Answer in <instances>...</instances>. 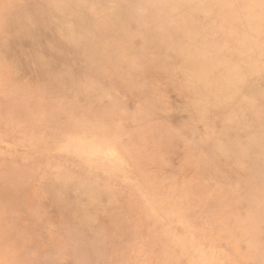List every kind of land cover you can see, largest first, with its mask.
Listing matches in <instances>:
<instances>
[{
  "label": "rangeland",
  "instance_id": "374dc122",
  "mask_svg": "<svg viewBox=\"0 0 264 264\" xmlns=\"http://www.w3.org/2000/svg\"><path fill=\"white\" fill-rule=\"evenodd\" d=\"M75 1L89 9L87 0ZM109 2L104 6L112 11ZM122 2L128 18L117 24L103 7L86 21L78 7L69 6L72 0H0V264H264L263 121L248 124L251 134H261H254L258 152L250 159L253 145H231L215 157L209 146L202 157L190 153L189 144L196 142L186 135L190 115L183 118L186 127L176 121L189 105L152 104L147 95L160 91L161 100L173 92L174 73L182 72L191 98L189 74L205 59L197 51L204 34L190 36L198 43L194 47L178 21L194 3L184 0L176 13L177 0H160L153 21L141 23L139 17L152 8ZM213 9L206 10L210 19L230 17ZM30 17L43 19L33 27ZM211 29L221 36L226 30L220 24ZM22 33L40 34L44 47L30 51V38L22 41ZM230 35L206 46L211 43L214 57L227 65L243 56L232 45L245 43L237 32ZM117 39L130 45L129 55L141 56L130 58L132 67L124 73L119 65L117 71L109 68L115 57L109 41ZM260 46L252 63L262 72L247 85L264 84V38ZM226 47L232 51L222 52ZM29 52L38 60L54 52L56 63L71 71L57 72V64L41 71L28 66ZM186 56L187 65L175 64ZM166 66L175 72L165 73ZM197 118L211 137L207 109ZM244 189L247 206L238 195Z\"/></svg>",
  "mask_w": 264,
  "mask_h": 264
},
{
  "label": "bare ground",
  "instance_id": "6f19581e",
  "mask_svg": "<svg viewBox=\"0 0 264 264\" xmlns=\"http://www.w3.org/2000/svg\"><path fill=\"white\" fill-rule=\"evenodd\" d=\"M77 1H79V0H77ZM87 1H88L87 5H89L88 10H82L81 8L79 9L77 4H79L80 1H79V3H76L75 0L74 1L72 0V4L69 5L73 8L78 7V10L76 9L77 14L79 15V13H80L84 17H87L86 21H89V20H92L93 18H95L94 14L96 13V11L98 10L99 7L105 8L109 12V13H107V12H105V13L109 16V18L113 19L117 24L124 23L126 21V19L128 18L126 14L122 13L123 12L122 5L124 4L122 2L123 0L122 1L109 0L110 2L108 0H87ZM164 1L166 2V0H162V2H164ZM183 1L184 0H177L176 6L172 7V12L176 10L175 12L177 13V10H179L178 5ZM191 1H193V3H194L193 11H190V12L189 11L188 12L183 11L182 13L180 12L179 16H181V17H179L180 20L178 21V23L183 25L182 31L184 32L185 35L188 36V40L191 42V45H193L194 47H198V43H196L194 41V39L191 38L190 36L192 34H195V33H200L201 35L204 34L203 37H200V39H199L201 48H200V50L198 48L197 51L200 52V56L203 55V57H205L204 61L203 62L201 61L198 65L199 71H192L189 74L190 75L189 78H192V82H194L193 90L190 93L191 98L187 99V94H185L186 87H183V84L185 83V81L188 77L187 76L188 74L184 75L182 72L178 73V72L172 71L171 67H170L171 69H169L167 67L169 65L166 66L167 69H165L166 70L165 73H169L171 71H172V73L175 72L174 76L172 75L173 78H175L173 81L176 80V85H175V83H174V85H172V89H173L172 91L173 92H171V93L168 92L167 95L164 94L163 95L164 97H161V100H157L158 94L159 93L162 94V93L160 91H158L156 93L157 96H155V91H153L151 94L152 96H150V94H149V95H147V98H148V100L150 99V101H151L150 103H152V104L158 103L159 105L169 104V105L176 106V105H181L183 103H185V104L187 103L189 105L188 110L184 111V113L181 114L176 121H178V124H181L182 127H186L185 124H187L189 122V120H191L190 127H189L188 133L186 135L189 137L188 140L191 139L192 142L193 141H196V142L189 144L190 153L193 152L194 154H196V156L202 157L205 154L203 151V148L209 146L212 148L213 154L211 156L215 157V156H218V154L229 152L231 145H236L240 148L241 147L244 148V147H247L249 145H253V147L250 148V150L248 151V157L250 159V157L255 156V154L258 152V147L256 146V142L254 140V137H255V135H257L259 133L260 130L259 131L257 130L256 133H253L251 131L252 132V134H251L249 131V128H252L251 125L253 126L252 123L257 118L261 119L264 123V84L263 85L261 84V86H259V85H254V86L253 85H247V82L250 81L249 80L250 78H253L256 75H259L262 72L261 69H259L257 67L255 68L254 64L252 63V59H253V56H255L256 53L261 50L260 40L264 38V34H262V32L264 30V0H191ZM82 2H86V1L83 0ZM106 2H109L108 8H110L113 12L104 6V5H107ZM128 2L130 3L128 5H131L133 7H137V5L142 6L144 3L145 4L147 3V5H149L152 8V9H149L148 14H144L141 17H139L138 21H141V23H143V22L145 23L146 21L150 20L151 17L153 16V13L154 12H160V9L162 8L160 0H142V1L128 0ZM132 2H134V3H132ZM70 3H71V1H70ZM58 7H60V6H58V5L53 6L54 9H56ZM67 7L68 6H66V9L69 10L68 12L70 13L71 7H70V9H68L69 7L68 8ZM145 8L146 7H144L143 9H145ZM213 8H215L218 12H220L221 15H224V16L229 15L230 17L228 19H226L228 22L225 21L224 19H222L220 16H218V17L213 16L210 19L206 14V12H207L206 10L209 9L208 11H212V10H214ZM230 9L233 11L232 13L229 11ZM71 10L75 11V9H71ZM74 11H71V12L75 13ZM64 12H62V13H64V15L67 14L66 11H64ZM141 12H140V15H141ZM64 15H63V18H64ZM81 15H80V17H81ZM67 16H68V14H67ZM73 16H71V17H73ZM30 18L34 19V20H30L31 22H29V25L33 26V27H38L41 24V20L43 19V17H40L38 20H36V18H33V17H30ZM61 18H60V20H61ZM73 18L75 19L76 17H73ZM78 18H79V16H78ZM99 19L101 21V23H100L101 26H104L106 24V19L104 17H100V16H99ZM56 20H55V22H56ZM67 20L68 19H66L65 21H67ZM80 20L82 21V17ZM59 21H57V22H59ZM55 22L54 23L52 22L53 25L55 24ZM57 22H56V24H57ZM61 22H62V20H61ZM52 23H50V24H52ZM66 23L69 24L68 22H66ZM72 24H74V22H72ZM216 24H220L224 29L226 28V30H224L225 31L224 34L221 30V32L223 34L222 36H221V34H215V33L212 34V32H210L211 30H213V29H211V26L216 25ZM244 24L247 25V28H248L247 31L243 30ZM53 25H52V27H53ZM63 25L65 26V24H63ZM155 25H156V23H155ZM131 27L133 28L134 26H131ZM154 27H156V26H154ZM49 28H50V25H49ZM46 29H47V27H46ZM54 30H55V28L52 31H54ZM134 30H136V28ZM66 31H68V30H66ZM48 32L49 31L47 30L46 34H48ZM231 32H235V33L237 32L239 34V39H241V38H242V40L244 39L245 43L239 42V43L232 45L231 49L239 52L243 56L240 60L234 62L233 64L230 63L229 65H227V64H225L226 62L224 59L214 57V50L212 48L211 43H210V47H211L210 49H206V46L208 47L209 41L210 42L212 41V43H214L213 41H216L213 38L216 39V37H217V38L222 40L224 38H227L228 35L231 34ZM135 33H137V32H135ZM28 36L30 38V44H29L30 51L31 50L38 51L44 47V45H42L40 43V41H41L40 40L41 39L40 34L33 33V34H25L24 35V33H22V36H21L22 41L25 38L28 39ZM115 39H116V37H115ZM120 39H121V37H120ZM219 39H218V42H219ZM109 43L111 46L110 51H111V53L113 52L114 56H115V57H110L111 55H109V53L107 54V58L110 57L111 59H113L112 60L113 64L111 65V63H110V66H109V68L111 70L117 71V69H120V68H118V65H119V66L123 67L122 73H124L125 70L128 69V68L125 69V67H129V66H130V68L132 67L129 64V62H131L130 58H133V57L141 58V56L138 54H136L134 56L129 55L128 52L130 50H128V49H129L130 45H128V44L125 45L124 43L120 42V40H118L117 42H113V40H110ZM101 44H102V42H101ZM101 44H100V46H101ZM148 45H150V43ZM147 49H148V47H147ZM98 50L99 49H97L96 51H98ZM101 50H103V49H101ZM89 51H91V50H89ZM108 51H109V48H108ZM231 51L232 50H230L228 47H226V49H224V51H222V52H231ZM102 52H104V51H102ZM102 52H99V53L101 54ZM122 53L125 54V57L122 58L123 55L121 57H118V55H120ZM86 54H87V51H86L85 55ZM93 54H94V52H93ZM105 55H106V53H105ZM27 56H28V59L26 60L27 65L28 66L29 65L36 66L39 68L40 71L44 70V69H46V70L53 69L54 70L55 69L54 65L57 64L56 63L57 62L56 54L54 52L48 53L46 55V57L45 58L43 57V59H41V60H38L37 57L34 56L33 54H31L30 52L28 53ZM72 57H74V56L72 55ZM80 57H83V56H80ZM196 57H197V54H196L195 58ZM83 58H87V57L84 56ZM101 58H102V56H101ZM102 60H104V59H102ZM102 60L100 62H102ZM190 60H191V57L186 56L184 58V60L178 59L177 60L178 62H175V64L187 65L190 62ZM172 61H173V59H172ZM157 62L160 63L159 61H157ZM64 65L65 64H61L58 62L57 72L61 71V72L66 73L67 71H71V70H69L70 67L68 69H66V66H64ZM91 65H92V63H91ZM101 66H99V67H101ZM103 66L105 67L106 65H103ZM115 66H117V67H115ZM160 66H161V64H160ZM96 67L97 66H95V68ZM72 69H73V66H72ZM102 70H103V68H102ZM86 71L89 72L87 68H86ZM87 72H86V75H87ZM91 72H92V69H91ZM119 72H120V70H119ZM81 74H82V76L84 75V73H82V71H81ZM105 74H107L106 71H105ZM92 75H94V73H92ZM108 75H109V73H108ZM103 76H104V74H103ZM155 76L157 77V75H155ZM160 76H159V78H160ZM77 77L79 78L78 75H77ZM85 77H87V76L84 75V79H85ZM88 77H91V76H88ZM105 78H106V76H105ZM109 78L110 77L106 78V80L109 81ZM116 78H118V77L116 76ZM75 79H77V78H75ZM85 80H87V78ZM161 81H162V79H161ZM88 82H90V80ZM109 82H111V81H109ZM109 82H108V85L110 86ZM158 82L159 81L157 80V84H158ZM94 83H96V82H94ZM154 83H156V81ZM111 85H113V83ZM154 86H155V84H154ZM163 88L164 87H162V89ZM168 89H170V88H168ZM163 91H164V89H163ZM143 92H145V91H143ZM142 98H143V96H142ZM191 100H193V101H191ZM203 109H207V113H209V119L207 121L208 122L207 127H210L211 131H213V133H212L213 135L211 137L205 135V131H204V128L202 127V124L200 122H197L198 121V118H197L198 113L200 112V110H203ZM187 115H190V116L188 117L187 122L185 124H183V120H184L183 118L186 117ZM244 122L247 123V125H245ZM248 124H249V128H248ZM256 124H255V126H256ZM181 125H178V126H181ZM178 126H175V127H178ZM262 126H263V124H262ZM222 132H228L229 134L227 137H224ZM183 134H185V133H183ZM41 135H43V134H41ZM40 140H42V139H40ZM70 141H72V140H70ZM259 141H260V138H259ZM186 142H187V140H186ZM41 143H39V144H41ZM181 143H183V142H181ZM188 143H189V141H188ZM73 148L75 149V146ZM112 148H114V147H112ZM187 148H188V144H187ZM58 149L63 150L62 147L58 148ZM60 150L58 152H60ZM113 151H114V149H113ZM83 152L85 153L86 151H82V155L84 154ZM64 153H66V152H64ZM232 153H230V154H232ZM242 153H245V152L242 151ZM78 154H81V152ZM207 155H208V153H207ZM91 156L93 157V155H91ZM79 157H81V156H79ZM105 159L107 161V157ZM258 161H259V159H258ZM227 162L228 161H226V164H227ZM247 162H251V161L248 160ZM251 163H253V162H251ZM218 165H220L222 167L223 165H225V162H223L222 160H219ZM249 167H251V166L249 165ZM254 174L255 173H253L252 176ZM43 189H44V187H43ZM42 194H44L46 197V189H44L42 191ZM254 194H256V193H254ZM254 194L252 195V197L254 196ZM238 195H239V198L242 201L243 205L247 206L246 203L244 202V201H246V199H242L245 195V189H244V191H242Z\"/></svg>",
  "mask_w": 264,
  "mask_h": 264
}]
</instances>
